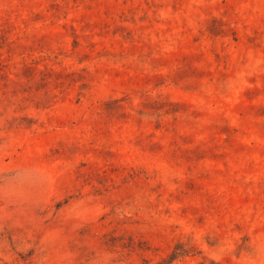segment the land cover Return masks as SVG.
<instances>
[{"label": "rangeland", "instance_id": "rangeland-1", "mask_svg": "<svg viewBox=\"0 0 264 264\" xmlns=\"http://www.w3.org/2000/svg\"><path fill=\"white\" fill-rule=\"evenodd\" d=\"M0 264H264V0H0Z\"/></svg>", "mask_w": 264, "mask_h": 264}]
</instances>
